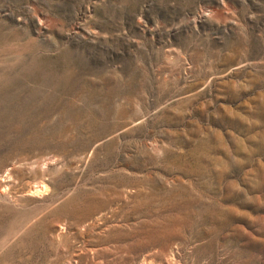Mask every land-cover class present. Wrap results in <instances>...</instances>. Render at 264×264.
I'll return each instance as SVG.
<instances>
[{"label":"rangeland","instance_id":"obj_1","mask_svg":"<svg viewBox=\"0 0 264 264\" xmlns=\"http://www.w3.org/2000/svg\"><path fill=\"white\" fill-rule=\"evenodd\" d=\"M0 264H264V0H0Z\"/></svg>","mask_w":264,"mask_h":264}]
</instances>
